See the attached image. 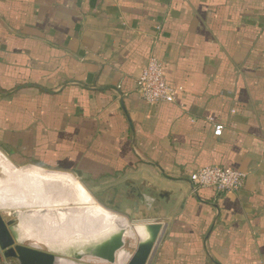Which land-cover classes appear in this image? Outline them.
<instances>
[{
    "label": "crops",
    "instance_id": "crops-1",
    "mask_svg": "<svg viewBox=\"0 0 264 264\" xmlns=\"http://www.w3.org/2000/svg\"><path fill=\"white\" fill-rule=\"evenodd\" d=\"M150 55L174 102L136 94ZM0 154L74 175L136 241L160 223L148 264H264V0H0ZM205 165L242 187L195 188Z\"/></svg>",
    "mask_w": 264,
    "mask_h": 264
},
{
    "label": "bare ground",
    "instance_id": "bare-ground-1",
    "mask_svg": "<svg viewBox=\"0 0 264 264\" xmlns=\"http://www.w3.org/2000/svg\"><path fill=\"white\" fill-rule=\"evenodd\" d=\"M3 165L8 177L0 184V208L7 211L24 203H28L26 206L30 207H43V215L36 209H15L21 240H33L35 243L63 250L70 245H80L122 228L124 240L137 242L130 223L120 214L98 206L74 175L33 164L16 167L4 161ZM70 201L77 205L68 206ZM123 249L117 252L115 264H125L127 261L129 253ZM84 259L103 263L90 257ZM59 264L87 263L61 258Z\"/></svg>",
    "mask_w": 264,
    "mask_h": 264
},
{
    "label": "water",
    "instance_id": "water-1",
    "mask_svg": "<svg viewBox=\"0 0 264 264\" xmlns=\"http://www.w3.org/2000/svg\"><path fill=\"white\" fill-rule=\"evenodd\" d=\"M142 225L145 226L147 235L137 241L134 251L125 264H148L150 260L162 226L158 222ZM124 245V231L122 228H117L101 238L85 241L80 245H70L63 250L57 249L64 255L58 256L49 251L23 245L13 220H5L0 214V257L12 260L13 264H59L61 258L80 262L85 257L114 264L117 252Z\"/></svg>",
    "mask_w": 264,
    "mask_h": 264
},
{
    "label": "built area",
    "instance_id": "built-area-1",
    "mask_svg": "<svg viewBox=\"0 0 264 264\" xmlns=\"http://www.w3.org/2000/svg\"><path fill=\"white\" fill-rule=\"evenodd\" d=\"M163 63L154 55H150L135 81V92L148 104L171 103L176 99L178 87L168 84L164 77ZM214 135H220L222 123L213 116L208 117ZM245 173L229 166L205 165L190 172L189 179L197 189L211 188L216 193L237 191L244 182Z\"/></svg>",
    "mask_w": 264,
    "mask_h": 264
},
{
    "label": "rangeland",
    "instance_id": "rangeland-1",
    "mask_svg": "<svg viewBox=\"0 0 264 264\" xmlns=\"http://www.w3.org/2000/svg\"><path fill=\"white\" fill-rule=\"evenodd\" d=\"M6 160H9L6 156H4L3 154H0V184L2 182H4V180H6V178L8 177V174H7V171H6V168L4 167L3 163L4 161ZM10 161V160H9ZM11 162V161H10ZM14 165V164H13ZM16 166V165H15ZM16 167H22V166H16ZM77 180L78 178L75 177ZM79 181V180H78ZM80 182V181H79ZM80 184L82 185V183L80 182ZM83 186V185H82ZM84 187V186H83ZM85 188V187H84ZM86 192L90 195L91 193H89V191L85 188ZM93 197V196H92ZM95 203L100 206L101 208H104V209H107L105 208L103 205H101L96 199L95 197H93ZM56 201V200H55ZM58 203V202H56ZM28 205V203H24V204H21V205H17L13 208H11L10 210H3L2 208H0V214L1 216L5 219V220H13V224L15 226H17L19 224V219L18 217L16 216V212H15V209H19V211H22V210H40L39 211V214L43 215L44 212L42 210L43 207H39V206H35V207H30V206H26ZM68 206H76L77 204L73 203L72 201L68 202L67 204ZM59 206H64L63 204H59ZM59 206H56V207H59ZM108 210V209H107ZM128 221L131 223V224H135V222L131 221L130 219H128ZM22 244L23 245H27V246H30V247H33V248H36V249H39V250H42V251H49V252H52V253H55L56 255L58 256H64L62 255L61 253H59V251H57L56 249L54 248H50L48 247L47 245L43 244V243H35V241L33 240H28V239H23L22 240ZM34 245V246H33ZM125 246L127 247V249H132V243H131V240H128L127 243L125 244ZM136 246V245H135ZM4 261H7V259L5 260L4 258L0 257V264H4ZM80 263H87V264H108L106 262H103V263H96V262H93V261H87L85 259H83L82 261H80Z\"/></svg>",
    "mask_w": 264,
    "mask_h": 264
}]
</instances>
